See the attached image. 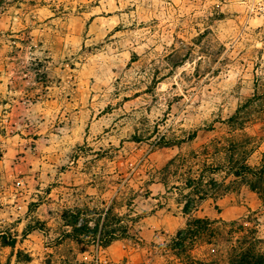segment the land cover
<instances>
[{"label": "rangeland", "instance_id": "obj_1", "mask_svg": "<svg viewBox=\"0 0 264 264\" xmlns=\"http://www.w3.org/2000/svg\"><path fill=\"white\" fill-rule=\"evenodd\" d=\"M259 177L264 0L0 2V264L264 255Z\"/></svg>", "mask_w": 264, "mask_h": 264}, {"label": "trees", "instance_id": "obj_2", "mask_svg": "<svg viewBox=\"0 0 264 264\" xmlns=\"http://www.w3.org/2000/svg\"><path fill=\"white\" fill-rule=\"evenodd\" d=\"M246 169H249L248 167H246ZM259 181L263 182L264 178L259 177ZM102 229H101V234L105 235V236H109L111 234H114V232L109 233V231H107V225L103 224L102 225ZM95 231L98 230V225L93 229ZM233 264H264V255L259 254V253H245L242 254L241 257L235 261Z\"/></svg>", "mask_w": 264, "mask_h": 264}, {"label": "water", "instance_id": "obj_3", "mask_svg": "<svg viewBox=\"0 0 264 264\" xmlns=\"http://www.w3.org/2000/svg\"><path fill=\"white\" fill-rule=\"evenodd\" d=\"M2 0H0V2H1Z\"/></svg>", "mask_w": 264, "mask_h": 264}]
</instances>
